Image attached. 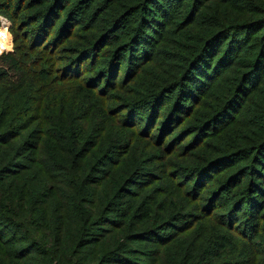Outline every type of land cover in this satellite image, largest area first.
Listing matches in <instances>:
<instances>
[{"label":"trees","instance_id":"trees-1","mask_svg":"<svg viewBox=\"0 0 264 264\" xmlns=\"http://www.w3.org/2000/svg\"><path fill=\"white\" fill-rule=\"evenodd\" d=\"M0 264H264V0H0Z\"/></svg>","mask_w":264,"mask_h":264},{"label":"built area","instance_id":"built-area-1","mask_svg":"<svg viewBox=\"0 0 264 264\" xmlns=\"http://www.w3.org/2000/svg\"><path fill=\"white\" fill-rule=\"evenodd\" d=\"M1 40V39H0ZM5 49V48H4ZM4 49L3 48H0V52H3L4 51Z\"/></svg>","mask_w":264,"mask_h":264}]
</instances>
